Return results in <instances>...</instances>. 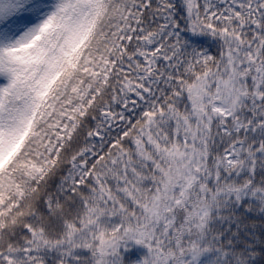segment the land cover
I'll return each mask as SVG.
<instances>
[{
  "label": "snow or ice",
  "instance_id": "1",
  "mask_svg": "<svg viewBox=\"0 0 264 264\" xmlns=\"http://www.w3.org/2000/svg\"><path fill=\"white\" fill-rule=\"evenodd\" d=\"M0 264H264V0H0Z\"/></svg>",
  "mask_w": 264,
  "mask_h": 264
}]
</instances>
